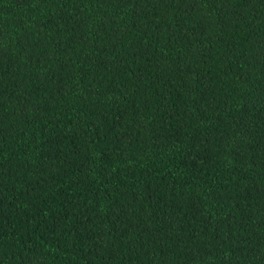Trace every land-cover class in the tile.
<instances>
[{
    "label": "trees",
    "instance_id": "trees-1",
    "mask_svg": "<svg viewBox=\"0 0 264 264\" xmlns=\"http://www.w3.org/2000/svg\"><path fill=\"white\" fill-rule=\"evenodd\" d=\"M0 264H264V0H0Z\"/></svg>",
    "mask_w": 264,
    "mask_h": 264
}]
</instances>
